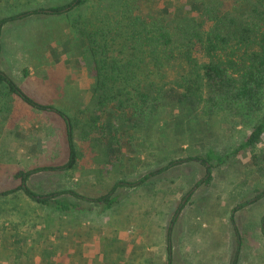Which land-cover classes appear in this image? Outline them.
<instances>
[{"label": "rangeland", "instance_id": "1", "mask_svg": "<svg viewBox=\"0 0 264 264\" xmlns=\"http://www.w3.org/2000/svg\"><path fill=\"white\" fill-rule=\"evenodd\" d=\"M70 1L0 0V18ZM115 14L87 0L67 15L5 25L6 73L35 101L65 114L31 107L0 86V264H168L169 257L172 264H264V195L258 197L264 177L243 178L250 154L240 145L249 127L218 117L207 122L203 115L179 122L165 110L137 131L136 152L122 165L91 157L89 141L82 140L86 128L76 121L94 114L102 124L107 117L92 99L96 71L82 28H101ZM68 117L85 154L72 169L40 170L25 182L38 196L67 189L80 195H59L72 204L62 210L52 197L40 202L29 196L17 172L67 161ZM257 151L264 153V138ZM180 159L186 160L152 176V187L121 184L111 205L93 200ZM212 201L222 213L207 218L200 212ZM208 233L212 243L200 250Z\"/></svg>", "mask_w": 264, "mask_h": 264}, {"label": "trees", "instance_id": "2", "mask_svg": "<svg viewBox=\"0 0 264 264\" xmlns=\"http://www.w3.org/2000/svg\"><path fill=\"white\" fill-rule=\"evenodd\" d=\"M86 2L72 0L61 6H31L0 18V86L5 85L10 94L31 107L64 115L53 105L35 101L1 68L3 33L8 23L33 15H67ZM99 2L118 16H110L101 28H82L86 34L84 42L91 40L90 53L96 71L92 99L107 117L102 124L94 114L76 121V125L80 123L86 128L82 140L89 141L93 160L118 166L125 163L136 152L137 131L149 128L167 110L179 122L203 115L207 122L218 117L223 124L232 122L249 127L248 137L240 145L250 154L243 178L264 177V153L254 152L264 138V0ZM128 101L132 103L120 114L118 107ZM116 117L120 118L119 125L113 123ZM68 118L71 129L67 161L17 172L22 179L20 188L29 196L38 197L40 202L54 198L62 210H69L72 204L59 199V195H80L67 189L38 196L25 182L40 170L72 169L85 154L74 140L73 123ZM184 160H172L136 181L117 183L107 194L93 200L111 205L112 194L119 185L147 184L152 176ZM263 195L264 189L258 197ZM168 264H172L171 257Z\"/></svg>", "mask_w": 264, "mask_h": 264}, {"label": "crops", "instance_id": "3", "mask_svg": "<svg viewBox=\"0 0 264 264\" xmlns=\"http://www.w3.org/2000/svg\"><path fill=\"white\" fill-rule=\"evenodd\" d=\"M4 31H5V29H4ZM2 57H3V53H2V55H1V59H2ZM1 68L5 71V69L1 66ZM6 72V71H5ZM149 181V182H148ZM147 181V184H146V186H149V187H152L151 185H149L151 182H152V180H151V178L149 179ZM144 185V184H143ZM114 193V192H113ZM205 200V199H204ZM206 205H203V210L200 212V213H206L208 216H207V218H209V217H211V216H214V215H216V214H218V213H222V211L221 210H218L219 208L217 207L218 206V204L219 203H213V201L211 202V203H209V202H206L205 203ZM191 205V204H190ZM229 205V204H228ZM233 211H237L236 210V208H233ZM182 213H189V212H187V211H183ZM234 213V212H233ZM157 225V223L156 222H152V226H156ZM209 236H211L209 233H208V235L207 236H205V237H202V239L201 240H204L205 239V245H201L200 246V250H205L206 249V247H207V245L208 244H211L212 243V240H213V238H214V236L211 238V237H209ZM209 237V238H208ZM209 240V241H208ZM208 241V242H207ZM197 256H199V255H197ZM201 257V256H200Z\"/></svg>", "mask_w": 264, "mask_h": 264}]
</instances>
